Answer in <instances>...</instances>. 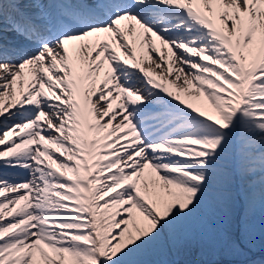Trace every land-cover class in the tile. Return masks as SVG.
Wrapping results in <instances>:
<instances>
[{
  "label": "snow or ice",
  "instance_id": "6c2138e0",
  "mask_svg": "<svg viewBox=\"0 0 264 264\" xmlns=\"http://www.w3.org/2000/svg\"><path fill=\"white\" fill-rule=\"evenodd\" d=\"M257 229L264 0H0V264H264Z\"/></svg>",
  "mask_w": 264,
  "mask_h": 264
},
{
  "label": "rangeland",
  "instance_id": "374dc122",
  "mask_svg": "<svg viewBox=\"0 0 264 264\" xmlns=\"http://www.w3.org/2000/svg\"><path fill=\"white\" fill-rule=\"evenodd\" d=\"M253 248L251 251H249V248L246 245H242L243 251L248 253L249 258H260L261 256H264V236H262L259 232V229H257L256 234L252 240ZM154 259V258H153ZM225 261L231 260V259H243L242 256H236V257H222Z\"/></svg>",
  "mask_w": 264,
  "mask_h": 264
},
{
  "label": "bare ground",
  "instance_id": "6f19581e",
  "mask_svg": "<svg viewBox=\"0 0 264 264\" xmlns=\"http://www.w3.org/2000/svg\"><path fill=\"white\" fill-rule=\"evenodd\" d=\"M149 259H153V258L150 257Z\"/></svg>",
  "mask_w": 264,
  "mask_h": 264
}]
</instances>
